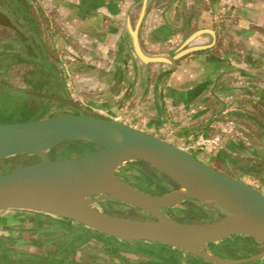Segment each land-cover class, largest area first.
<instances>
[{"label": "crops", "instance_id": "1", "mask_svg": "<svg viewBox=\"0 0 264 264\" xmlns=\"http://www.w3.org/2000/svg\"><path fill=\"white\" fill-rule=\"evenodd\" d=\"M42 6L68 60L67 89L83 109L166 140L183 141L179 127L213 126L231 157L264 162V0H42ZM135 38L143 55L161 60L144 62Z\"/></svg>", "mask_w": 264, "mask_h": 264}, {"label": "water", "instance_id": "2", "mask_svg": "<svg viewBox=\"0 0 264 264\" xmlns=\"http://www.w3.org/2000/svg\"><path fill=\"white\" fill-rule=\"evenodd\" d=\"M0 25L16 29L2 12ZM135 40L144 62L161 60L143 55ZM196 51L189 49L175 60ZM29 94L65 105L71 111L50 112L40 120L0 122V161L18 157L38 160L0 174V212L24 211L67 219L123 241L167 245L213 264H246L264 258L263 192L211 167L173 142L86 111L69 95ZM69 142L98 148L76 158L53 157V150ZM137 163L161 173L177 188L151 194L119 176L120 170ZM101 202L122 203L151 218L113 215L96 207ZM194 204L210 207L205 214L211 222H181L168 212ZM231 237L254 239L262 251L241 259L218 255L212 245Z\"/></svg>", "mask_w": 264, "mask_h": 264}, {"label": "trees", "instance_id": "3", "mask_svg": "<svg viewBox=\"0 0 264 264\" xmlns=\"http://www.w3.org/2000/svg\"><path fill=\"white\" fill-rule=\"evenodd\" d=\"M28 7L27 2L23 0L21 3V10L24 18H26V14L32 12ZM33 16H31L30 21L34 22V26L37 29L39 24L37 25L36 22L39 23L42 19L40 15L34 18ZM39 29L36 31L42 36L44 33ZM38 43L40 44V41H38ZM45 49V45L40 44L39 55L42 57L40 60L42 64H40V66L47 65L48 69H43V71L41 70L43 67L40 69L36 68L22 75L21 82L27 86V90H15L16 88L14 89L9 86L4 79H0V94L2 93L6 96L8 100L13 101V96L18 93V96L33 99L37 104L34 110L25 113L30 121L44 118L49 113L51 107L57 104V102L29 95L27 93L28 91L43 92L50 90L51 87L57 90H63L65 88L62 72L57 67L58 59L54 54H49V56H47ZM7 52L13 56L15 54L16 57L19 58L14 60V62L17 61V63L24 64L28 61L31 62L35 60L27 55L22 56L19 52L14 53L13 50L9 51L8 49ZM55 52L54 49V53ZM1 61L2 60H0V64ZM1 109L0 114L6 111L8 106L1 107ZM79 144L83 146L90 145L83 142H79ZM93 147L95 150L98 148L97 146ZM63 151H65V149H63L61 145L53 150L52 154L55 158H59V155L62 154ZM219 153L222 154L223 152L220 151ZM37 161L36 158L30 157H18L0 161V174L13 172L22 166ZM241 162L240 157L234 158L235 165L240 166ZM256 167L264 169V162H260ZM256 167L254 166L253 169L256 170ZM129 169L135 170L140 176L146 178L144 183L156 188L153 192L149 189H144L148 193L160 195L177 188V185H174L167 177L157 171L151 170L146 164H131ZM259 172H261L260 169L257 170L258 174ZM259 177L258 175L253 178L258 179ZM113 203L127 206L118 202ZM129 208L135 212L147 214L132 207ZM14 212L15 214L12 219L21 224L28 221L31 223V227L19 228L16 232L3 238L5 241H0V264H213L179 249L160 243L123 241L89 229L71 220L39 213H30L35 216L33 218L23 217L22 212L24 211ZM147 216L148 219L151 218L149 214H147ZM45 218L50 219L51 223L44 221L43 219ZM257 243L258 242L254 239L248 237H231L223 242L212 245V247L217 254L222 257L241 259L261 252V250L256 247ZM127 254L135 255L136 259L127 257ZM78 255H80V257H78ZM256 262L259 263L260 261L246 264H256Z\"/></svg>", "mask_w": 264, "mask_h": 264}, {"label": "rangeland", "instance_id": "4", "mask_svg": "<svg viewBox=\"0 0 264 264\" xmlns=\"http://www.w3.org/2000/svg\"><path fill=\"white\" fill-rule=\"evenodd\" d=\"M35 7L38 8V12H34L32 15V12L29 14H26V22L29 25L30 18L33 16V18L37 15H40L41 22H36V24H39V27L37 29L41 30L44 34L36 33V39L37 41H40V44H44L46 50L50 53V55H55V57L58 59V65L57 67L62 72V77L65 83V88L63 90H57L56 88H50V90L43 91L47 92L59 97H67L68 95L70 98H72V95L70 94V91L67 89V83L68 78L65 76V72L62 69H65L64 65L68 62V60L65 58V54L63 52H60L56 48V44L54 42L52 43L50 40H48V36L53 37V33L55 32V26L50 24L49 19L47 17V12L45 11V8L42 6V0H35ZM3 11H7V8H4ZM35 20V19H34ZM24 23V21H23ZM51 25V26H50ZM23 30V29H22ZM23 32H27V29ZM30 33V32H29ZM27 33V34H29ZM13 50V51H24V46H22L21 42L16 38V35H14L12 32H3L0 30V79H4L6 83L11 86L12 88L16 89H25L27 90V86L21 82L22 75L28 73L29 71L41 68V70L48 69L47 65L40 66L42 64L40 60L42 57L39 55L37 58L30 63V61L24 63V64H15L17 61L13 62L15 59H13L10 54L7 57L8 60L1 59L2 58V51L5 49ZM55 49V53H54ZM13 63V64H12ZM6 64H9V73H5L3 71L4 67H6ZM43 70V71H44ZM16 98L13 101L8 100L6 96H4L2 93L0 94V111L2 110L1 107L8 106V109L6 111H3L0 114V122H17L22 120H28V116L25 115V113L29 112L30 110H34L35 106L37 104L34 102L33 99L25 98L21 96H15ZM73 99V98H72ZM75 101V100H74ZM36 104V105H35ZM55 111H71L69 107L62 105V104H55L51 107L49 110L50 112ZM32 121V120H31ZM198 126V125H197ZM193 127L191 131L185 130L183 127H179L176 134H182L181 138L184 140L181 141L179 138L177 139H168L167 141L173 142L174 144L180 146L181 148L193 153L198 158L206 162L208 165L215 169H219V171H222L228 175L237 177L239 179H245L247 182L257 185V182H254L250 177L245 176V172H243L238 165H235L232 163V165L225 166L223 161L220 159L211 158L208 154V147H215L216 149H223L224 143L221 136V132L217 129H214L212 127ZM255 131L256 130V127ZM221 129V128H219ZM250 132H252L250 130ZM220 135H219V134ZM200 134V135H199ZM202 137L201 140H198L197 137ZM247 136V135H246ZM255 136V135H254ZM158 137V136H157ZM249 137V136H248ZM160 138V137H159ZM253 138V137H252ZM166 140V139H164ZM63 149L65 151L62 152V154L59 155L60 159H70V158H76L79 156L86 155L88 153H91L94 151V147L92 145L83 146L79 144V142H69L62 145ZM21 160V159H20ZM4 161V160H3ZM119 176L125 180L126 182L133 184L139 188L142 189H149L150 191H155L156 188L154 186H149V184L144 183L146 178H143L138 173H136L135 170H131L129 168L125 170L119 171ZM264 193V188L261 189ZM96 207L105 212H109L112 214H118V216L125 217V218H131V219H148L147 214H141L139 212H135L131 208H127L121 204L112 203L109 205L108 203H98ZM185 210L184 206H178L176 208L169 209V214L172 215H178L180 211ZM14 211H2L0 212V241H5L3 238H6L9 234H12L16 232L19 228H29L31 227V223L26 221L24 223H20L18 221H15L12 219L14 216ZM23 217H35L33 214H30L28 212H22ZM46 222H50V219H43ZM51 223V222H50ZM127 257L131 259H136L135 255L127 254ZM80 257V255H78Z\"/></svg>", "mask_w": 264, "mask_h": 264}, {"label": "flooded vegetation", "instance_id": "5", "mask_svg": "<svg viewBox=\"0 0 264 264\" xmlns=\"http://www.w3.org/2000/svg\"><path fill=\"white\" fill-rule=\"evenodd\" d=\"M22 1L23 0H0V12L7 15L11 19L12 23L16 26V29H14V28H11V27H8L5 25H0V30L3 32H7V31L12 32L14 35H16V38L19 40V42H21L22 46H24L23 52L15 50V51H13L14 53L19 52L20 55H22V56L27 55L29 57L36 59L37 56L39 55V46H40V44L38 43V41L36 39V33H37L36 30L37 29L34 26V22H30L29 25L27 24V22L23 16L22 10H21ZM25 1L27 2L28 6H29L28 8L33 13L38 12V8L35 7V5H36L35 0H25ZM4 8H7V11H3ZM23 21H24V23H23ZM22 29L24 31H25V29H27V32L24 33ZM27 33H29V34H27ZM48 40H50L53 43V37L48 36ZM7 51H8V48L2 51V58L5 60H8L7 57L10 54ZM47 51L48 50H46L45 53L47 56H49L50 53ZM10 56L13 59H19L18 57H16L15 54H14V56L12 54H10ZM32 62L33 61H31L30 63H32ZM15 64H22V63H15ZM9 66H11V65L6 64V67H4L3 71L5 73H9L8 72ZM15 90L23 91L24 89H15ZM29 92H34V91H28L27 93L29 94ZM18 95H19L18 93L15 94V96H17V97H18ZM29 95H31V94H29ZM15 96H13V100L16 98ZM253 121H254V119H253ZM247 124H249L250 126H253L252 128L255 127V125L251 124L249 121ZM252 128H251V130L255 131V128L254 129H252ZM208 151H209L208 154L211 158L220 159L221 161H223L222 164H224L225 166L232 165V163H234V158L240 157V159L242 161L240 166H239L240 169L243 172H245V176H248L250 178L252 177L251 179L254 182H257V185L251 184V183L247 182V180H245V179H241V180L249 183L250 185H252L253 187L257 188L258 190H260L262 192L261 189L264 188V184H263L264 183V178H263L264 169H262L261 167H259V168L256 167V165L260 163V161L258 159L253 158V157H247V156L241 157L240 155L231 157V155L228 154L227 150L224 148L223 149H216L215 147H211V148H208ZM220 151H222L223 153L222 154L219 153ZM53 157H54V155H53ZM248 163H250V164H248ZM254 166L256 167V170L253 169ZM259 169L261 170V172H259V174H258L257 170H259ZM217 170H219V169H217ZM258 175L260 176L258 179H260V180L263 179V183H262V181L253 178V177H256ZM142 190H144V189H142ZM184 207H185V210L180 211L178 215H172V214H170V215L173 218H175L181 222H189V223H208V222H211V219L205 214V211L210 209V207H208L206 205H202V204L187 205ZM113 215L118 216V214H113ZM259 245H260V243L256 244V247L258 249H260ZM260 250L262 251V249H260ZM244 258H247V257H244ZM255 261H260L258 264H264V262H263L264 258L258 259Z\"/></svg>", "mask_w": 264, "mask_h": 264}]
</instances>
